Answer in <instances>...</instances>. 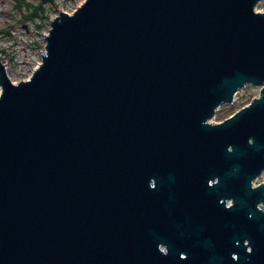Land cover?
<instances>
[{"label":"water","instance_id":"obj_1","mask_svg":"<svg viewBox=\"0 0 264 264\" xmlns=\"http://www.w3.org/2000/svg\"><path fill=\"white\" fill-rule=\"evenodd\" d=\"M260 1L84 0L0 57V264H264Z\"/></svg>","mask_w":264,"mask_h":264},{"label":"rangeland","instance_id":"obj_2","mask_svg":"<svg viewBox=\"0 0 264 264\" xmlns=\"http://www.w3.org/2000/svg\"><path fill=\"white\" fill-rule=\"evenodd\" d=\"M84 0H0V57L14 81L29 77L42 59L45 51L46 34L52 18L60 11H73ZM43 4L44 16L31 17L33 11L26 3ZM264 10V0L256 6ZM40 23V25H39ZM8 30V31H7ZM1 89V86H0ZM261 92V87L248 84L241 88L233 103H223L212 121H220L242 106L248 104Z\"/></svg>","mask_w":264,"mask_h":264},{"label":"trees","instance_id":"obj_3","mask_svg":"<svg viewBox=\"0 0 264 264\" xmlns=\"http://www.w3.org/2000/svg\"><path fill=\"white\" fill-rule=\"evenodd\" d=\"M23 1L24 0H18V2L20 3V5L21 4L23 5ZM44 1H46V0H42V2H44ZM42 2L40 4H37V5L32 4L30 2H26L29 6L31 5L32 7H34L33 11L29 14L31 17H35V16H41V17H43L44 16V12H43L44 7H43ZM39 25H40V23H39Z\"/></svg>","mask_w":264,"mask_h":264},{"label":"flooded vegetation","instance_id":"obj_4","mask_svg":"<svg viewBox=\"0 0 264 264\" xmlns=\"http://www.w3.org/2000/svg\"><path fill=\"white\" fill-rule=\"evenodd\" d=\"M264 181V172H262V174L260 175V176H258L255 180H254V185H257V184H259V183H261V182H263ZM232 199L230 198V199H227L226 200V202L230 205V204H232Z\"/></svg>","mask_w":264,"mask_h":264},{"label":"bare ground","instance_id":"obj_5","mask_svg":"<svg viewBox=\"0 0 264 264\" xmlns=\"http://www.w3.org/2000/svg\"><path fill=\"white\" fill-rule=\"evenodd\" d=\"M236 97V96H235ZM235 100V99H234ZM229 203V202H228Z\"/></svg>","mask_w":264,"mask_h":264}]
</instances>
